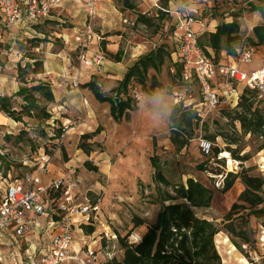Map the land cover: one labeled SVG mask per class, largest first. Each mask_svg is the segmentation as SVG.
<instances>
[{
	"label": "rangeland",
	"instance_id": "rangeland-1",
	"mask_svg": "<svg viewBox=\"0 0 264 264\" xmlns=\"http://www.w3.org/2000/svg\"><path fill=\"white\" fill-rule=\"evenodd\" d=\"M124 1L100 0V13L94 24L95 31L102 33L104 38L118 36L115 41L121 54L120 62L124 64L132 61L133 64L141 56L160 46L171 50V29L175 25L169 15L160 17L162 5L159 0H128L132 9ZM177 1L179 4L197 7L202 20L207 21L209 30L215 23L218 25L223 21L236 19L240 25V34L245 37L251 34L253 27L264 24L258 18L259 14L250 10L251 5H258L264 0ZM72 4L73 13H70L65 2L59 9L52 10L48 20L51 24L45 29L46 42L42 43L44 53L31 50L29 44L19 41L15 42L12 51L6 52L9 45L1 44L0 74L5 89L11 90L14 78L21 85L18 88L31 87L40 81V75L26 77V84L18 80L16 66L18 63L24 65L26 60L16 62V50H20L22 58L35 51L44 61V71L49 72L54 79L61 75L63 78L64 69L59 59L45 52L49 47L54 52L63 51L66 54L70 62L69 70L73 73L82 70V64L85 63L77 60V44L72 41V33L78 27L83 28L87 18L80 0H73ZM109 14L111 18L106 20L105 17ZM140 17L148 22L142 24L139 22ZM63 37L67 43L63 41ZM47 43L52 44V47ZM106 44L108 42L104 40L100 47L105 46L106 49ZM251 54L252 61L241 64L240 68L244 72L264 68V47L254 49ZM105 58L106 61L110 60L106 55ZM119 68L124 70L123 67ZM90 69V79L103 75L104 69L101 73L94 68ZM153 75L155 73L151 71L149 77ZM118 78L120 77L116 76L111 82H100L104 95L116 98ZM156 78L161 89L150 95L142 93L140 86L136 84L128 86L126 95L122 94L120 97L124 101L130 97L136 102L137 109L127 111L118 120L111 116L110 104L98 102L88 91L74 89L65 95L66 104L61 107L62 101L52 105L35 94L38 105L52 116L50 120L45 122L37 118H24L23 123L13 124L8 119L9 124L1 126L0 177L20 176L25 171L32 170L35 159L44 153L49 158L51 173L48 177H43V181L62 175L69 176L74 183L77 201L98 207L96 214L78 219V224L87 223V219L94 223L92 233L83 230V234H74L71 251L78 258L83 255L82 238L85 236L88 247L98 254L99 264H119L123 252L117 237L127 238L129 243L139 242L146 230L154 224L163 204H170L164 199L168 195L174 196V189L185 185L190 178L212 191L210 207L194 208V214L222 229L220 224L223 217L238 202L243 190L240 180H237L229 191H224L225 175L233 172L264 178V139L243 133L238 122L233 120L235 107L224 104L218 106L205 120L199 119L191 131L187 130L186 134L190 139L185 140L182 148L174 146L170 142L169 115L176 105L192 111V107L188 105L200 101L197 86L192 87L188 93L192 96L191 99L186 98L187 100L177 103L174 93L181 94L182 97L188 94L183 93L178 78L169 74L168 64L164 65ZM20 101V98L16 99L12 106L16 107ZM254 105L261 107L256 102ZM61 129L63 132L60 137L54 138ZM97 129L99 134L88 142L92 144V152L86 155L78 149L80 137ZM200 138L209 140L219 150L216 157L213 154L202 155L198 149ZM243 157L247 160H238ZM86 162L97 167V171H88L84 166ZM199 167H203V170H199ZM157 174L167 184L159 182ZM2 193L3 184L0 181V196ZM178 202L180 201H176ZM138 219L143 222V226L134 228ZM244 229L249 242L243 245L241 241L235 240L241 247L240 250L233 247L230 236L223 229L214 237L221 264H264V231L259 222L250 217Z\"/></svg>",
	"mask_w": 264,
	"mask_h": 264
},
{
	"label": "trees",
	"instance_id": "trees-1",
	"mask_svg": "<svg viewBox=\"0 0 264 264\" xmlns=\"http://www.w3.org/2000/svg\"><path fill=\"white\" fill-rule=\"evenodd\" d=\"M170 1L159 0L162 5L160 8L161 18L165 14L163 10H167ZM124 2L128 8L132 9L133 6L128 3V0ZM250 10L257 12L264 22V1L258 5H251ZM48 20L47 18L42 19L45 26L51 24ZM139 22L146 24L148 21L140 17ZM35 27L46 38L47 31L43 28V24ZM174 30L175 26L171 29V50L165 46L157 47L141 56L127 68L123 79L115 90L116 98L119 99L118 107L115 106L113 98L103 94L97 77L79 85L80 89L89 91L98 102L110 104L111 116L116 120L127 111L137 109L135 101L130 97L124 101L120 95H126L127 88L132 83L140 86L142 93L146 95L161 89V84L157 81L156 76L161 74L165 64H168L169 74L177 77L180 81L183 93H190L191 88L196 85L195 83L187 85L181 78V62L176 56ZM44 38H24L17 41L29 44L31 50H34L41 43L46 42ZM197 43L206 60L217 65L228 64L231 59L237 58L240 54L254 52V49L264 47V24L253 27L251 34L243 37L240 34V25L236 19L223 21L215 27V31L206 30L198 37ZM1 44L0 48L2 47ZM101 50L104 55L110 58V61L116 63L121 61L119 52L112 54L105 49V46H102ZM16 52L19 53L20 50H16ZM32 52L31 55L22 58L26 60L24 65L18 63L16 66L17 78L22 84H26L25 78L28 76L36 77L44 74L42 58L35 51ZM151 71L155 75L149 77ZM31 81L33 80L31 79ZM35 94H38L47 103H55L52 88L39 81L34 86L21 87L10 97L0 96V112L15 123H23L24 118H37L45 122L50 120L52 116L45 108L38 105V98ZM18 98L21 99L20 103L13 107L12 104ZM254 102L260 104L261 107H256ZM188 106L192 107V111H188V108H184L182 105H176L169 115L170 142L178 148H182L185 140L190 139L186 132L187 130L191 131L193 126L197 125L198 115L203 109L199 103L193 104L192 102ZM234 114L233 120L238 122L244 134L264 139V96H260L257 92L243 90L238 104L235 106ZM62 132V129L57 131L54 138H59ZM98 134L97 129L94 132L81 135L78 149L89 155L92 152V144L88 142ZM206 138L214 139L213 137ZM218 153L219 150L213 147L211 155L216 157ZM238 160L245 161L247 158L243 157ZM84 166L90 172L97 171V167L92 166L89 162H86ZM199 170H203V167H199ZM156 178L159 182L167 184L166 180L159 174ZM237 180H240L243 190L238 197V202L232 205L220 225L224 232L230 236L233 247L240 250L241 247L235 240L241 241L243 245L248 244L249 239L244 227L250 217L257 220L261 230L264 231V178L249 176L245 173H227L224 178V191H229ZM49 198L51 205L55 206L60 198V192L50 191ZM164 201L170 202V204H163L154 224L146 230L139 242L129 243L127 238L117 237L123 252L119 264H221V259L214 245V237L222 232V229H219L213 222L196 217L192 210L194 208H209L212 202V191L190 178L187 179L185 185H180L174 189V196L168 195ZM176 201L180 202L176 203ZM141 226H143V222L138 219L134 228ZM92 227H94V223L91 221L89 224L82 225L83 230L89 233L93 232Z\"/></svg>",
	"mask_w": 264,
	"mask_h": 264
},
{
	"label": "built area",
	"instance_id": "built-area-1",
	"mask_svg": "<svg viewBox=\"0 0 264 264\" xmlns=\"http://www.w3.org/2000/svg\"><path fill=\"white\" fill-rule=\"evenodd\" d=\"M80 1L87 19L86 25L75 36L78 59L80 63L86 62V50L95 43L97 49L88 65L101 73L106 61L100 47L103 38L94 29L99 0ZM22 6L23 15L18 0H0V44L8 29L20 21L32 23L48 18L51 11L59 7V1L23 0ZM174 18V40L176 56L181 62V78L187 85L195 83L199 106L203 108L198 119L205 120L211 111L222 104L237 106L243 90L264 96V68L251 72H244L240 68L241 64L252 61L251 52L240 54L228 64L217 65L204 58L197 43L198 37L206 31L200 10L195 6L185 5L175 12ZM174 96L177 97V103L192 98L190 94L182 97L181 94L174 93ZM198 149L202 155L209 156L213 145L209 140L200 138ZM49 167V158L43 153L35 159L32 170L16 177H0L3 184L0 196V234L12 231L15 238L22 239L43 232L47 239V252L39 257L27 255L25 264H99L96 251L89 248L87 243L82 245L81 258L71 251L75 231L83 224L90 223L89 219L86 220L87 223L81 224H76L75 221L96 214L98 207L77 201L74 183L69 176L62 175L44 183L43 177H48L51 173ZM50 191L60 192L55 206L51 205ZM44 222L48 225H44ZM0 264H7L1 253Z\"/></svg>",
	"mask_w": 264,
	"mask_h": 264
},
{
	"label": "crops",
	"instance_id": "crops-1",
	"mask_svg": "<svg viewBox=\"0 0 264 264\" xmlns=\"http://www.w3.org/2000/svg\"><path fill=\"white\" fill-rule=\"evenodd\" d=\"M20 1V0H19ZM59 1V7H57L54 10L59 9L62 4L65 2L66 7L70 10V13H73V4L72 1L73 0H58ZM74 1H78V0H74ZM23 0H21L19 2L20 8H21V13L22 15L24 14V9L22 6ZM179 1H175V2H170L167 10H163V12L167 15H169V17L173 18V23L175 25V12L180 10L183 6V4H179ZM99 4H100V0H99ZM98 4V9H97V14L99 17V13H100V5ZM82 8L84 9V7L82 6ZM53 10V11H54ZM109 10V9H108ZM109 12L111 13V11L109 10ZM52 13V11H51ZM51 13L49 14L47 19L51 18ZM113 14V13H112ZM105 16V15H104ZM115 16V13H114ZM106 20L111 18V15L109 14L108 16L106 15ZM259 19L260 16L258 17ZM36 23V24H33ZM34 26H33V25ZM43 24V28L46 29L47 26H45L44 21L38 20L36 22H32V23H25L23 21L18 22L14 27L8 29L6 32H4V36H3V44H7L9 45V47L7 48L6 52H8L9 50L13 49V45L15 44V42L17 40H21L24 38L27 39H31L33 37H38V38H44L43 34H41L40 32H38L36 30L35 26L42 25ZM205 26H206V30L207 31H215V27L217 26V24H213L212 29L209 30V26L207 21L204 22ZM82 28V27H81ZM80 29V27L74 29L73 33H72V41L75 42V36L77 31ZM96 33H98L100 36H102L103 41L105 40L106 42H108V44H106V50L112 54H116L118 52V44L116 43L115 39L116 37L118 38V36H108V37H103V34L100 33L99 31H95ZM63 41L67 43L66 39L63 37ZM25 43V42H24ZM48 45L52 44L47 43ZM43 44L41 43L38 48L34 49L37 50L38 53H44L43 51ZM95 48V49H93ZM97 49V46H95V43L91 44L88 49L86 50L85 53V61L87 62H83L85 64H82L84 67H86L84 69V67L78 70V72L75 74L73 73V71L69 70V59L67 58L66 54H64L63 51H53L51 50V48L49 47V49L45 50V52L49 53L52 57L59 59L60 60V65L61 67H63L62 69H64V76L62 78V75L59 76V78H53L51 75H49V72H45L44 74L40 75V77L38 78V80H40L41 82H45L48 83L49 86L52 88L53 91V95L55 98V103L52 105H56L57 103H59L58 101H62L63 104H60V107L66 104V99H65V95H68L70 93L71 90H78L80 92H84L87 90H82L80 89L79 85L85 84L87 82H89L90 79V71L92 69H90L91 67L88 65V63L90 62L93 54L95 53V50ZM41 50L43 52H41ZM16 54H18L17 59L15 60L16 62L20 61V59H22V55L19 52H16ZM78 55V52H77ZM39 56V55H38ZM12 57V56H11ZM15 58V55H14ZM77 60L78 56H77ZM44 62V61H43ZM132 65V61H126L124 64H122L121 62L116 63L110 60H107L105 62V64L103 65V69L104 72L102 73L103 75L101 77H97V81L99 82V86L100 88L102 87L100 82H111L113 81V79L118 76L120 78H118V80H116V85L119 84V82L123 79L124 74L127 70V68H129ZM119 67H123L124 70H121ZM262 68V67H261ZM43 69H44V64H43ZM256 69H260V68H256ZM255 69V70H256ZM1 71V69H0ZM70 71V72H69ZM81 80H83L81 82ZM18 85L21 86L20 84L16 83L15 78L12 81V85H10V89H5L3 86H5L4 81H3V77L2 74H0V96H12V94H15L19 88ZM9 88V86H6ZM89 92V91H88ZM2 113L0 112V126H7L9 124L8 118H6L3 114V116L1 115ZM13 124H16L15 122H12ZM53 179V178H49ZM49 180L47 182H49ZM44 183H47L46 181H43ZM83 203V202H80ZM79 222V220L77 219L75 221V223L77 224ZM46 224V226L48 225L47 223L44 222V225ZM76 234H83V228L80 226L78 227V229L75 231ZM87 242L85 240V236H83L82 238V245H85ZM88 244V243H87ZM47 252V239L46 236L43 234L42 231H40L39 234L36 235H29L26 236L22 239H17L14 237L12 231H7V232H3L2 234H0V253L3 255L5 261L7 262V264H25L26 263V257L27 255H34L36 257H39L42 253H46ZM98 257V254H97ZM99 258V257H98ZM99 261V259H98Z\"/></svg>",
	"mask_w": 264,
	"mask_h": 264
},
{
	"label": "water",
	"instance_id": "water-1",
	"mask_svg": "<svg viewBox=\"0 0 264 264\" xmlns=\"http://www.w3.org/2000/svg\"><path fill=\"white\" fill-rule=\"evenodd\" d=\"M114 102H115V106L118 107V105H119V99L115 98L114 99Z\"/></svg>",
	"mask_w": 264,
	"mask_h": 264
}]
</instances>
